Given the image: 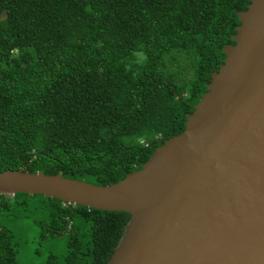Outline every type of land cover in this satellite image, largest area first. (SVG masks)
<instances>
[{
	"label": "trees",
	"instance_id": "trees-1",
	"mask_svg": "<svg viewBox=\"0 0 264 264\" xmlns=\"http://www.w3.org/2000/svg\"><path fill=\"white\" fill-rule=\"evenodd\" d=\"M249 4L0 0V173L106 186L142 169L184 131ZM174 53L193 55L190 81L165 72ZM130 217L0 195V219L30 221L42 241H64L52 264H107ZM17 254L14 233L0 221V264H20Z\"/></svg>",
	"mask_w": 264,
	"mask_h": 264
},
{
	"label": "water",
	"instance_id": "water-1",
	"mask_svg": "<svg viewBox=\"0 0 264 264\" xmlns=\"http://www.w3.org/2000/svg\"><path fill=\"white\" fill-rule=\"evenodd\" d=\"M237 15L235 44L184 131L142 169L106 186L5 171L0 195L128 213L107 264H264V0Z\"/></svg>",
	"mask_w": 264,
	"mask_h": 264
},
{
	"label": "rangeland",
	"instance_id": "rangeland-1",
	"mask_svg": "<svg viewBox=\"0 0 264 264\" xmlns=\"http://www.w3.org/2000/svg\"><path fill=\"white\" fill-rule=\"evenodd\" d=\"M176 59V61H175ZM165 72L181 71L186 82L193 77L194 57L188 53H174L165 59ZM178 83L181 84L179 79ZM2 225L15 235L17 258L20 264H52V257L60 258L63 254L64 241H42L40 231L30 221L1 218Z\"/></svg>",
	"mask_w": 264,
	"mask_h": 264
}]
</instances>
